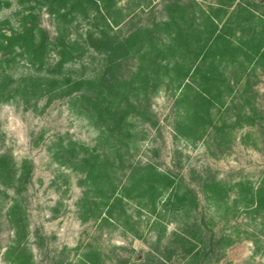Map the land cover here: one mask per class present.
<instances>
[{"label":"rangeland","instance_id":"rangeland-1","mask_svg":"<svg viewBox=\"0 0 264 264\" xmlns=\"http://www.w3.org/2000/svg\"><path fill=\"white\" fill-rule=\"evenodd\" d=\"M76 1L52 12L50 0H0V28L41 27L51 43L70 47L59 72L90 77L103 65L90 33L123 38L160 24L154 40L168 42L175 27L164 21L179 6L182 25L201 33L200 42L227 26L235 55L216 56L217 103L208 115L202 107L198 120L188 103L197 89L186 91L170 75L148 99L133 101L132 137L121 153H109L115 196L108 200L106 177L92 213L83 201L95 189L80 160L84 149L103 154L112 140L100 141L97 125L70 97L17 90L0 100V264H264V207L253 201L264 187V59L250 56L264 38V0H99L101 13L89 0L73 7ZM30 52L28 41H17L13 87L56 62L52 49L42 67L31 66ZM132 62L126 75L129 65L136 70ZM72 145L75 151L59 154ZM149 165L174 184L158 186L154 199L141 188L124 197L131 175Z\"/></svg>","mask_w":264,"mask_h":264},{"label":"trees","instance_id":"trees-1","mask_svg":"<svg viewBox=\"0 0 264 264\" xmlns=\"http://www.w3.org/2000/svg\"><path fill=\"white\" fill-rule=\"evenodd\" d=\"M50 1L52 12H56L57 4L67 6L68 2V0ZM80 1L77 0V4L73 7L79 5ZM89 1L95 4L98 7V13H101L98 6L99 0ZM100 1L105 2V0ZM57 12L58 16L64 15ZM212 17L214 18V16ZM184 20V11L181 7L178 6V9L170 12L168 19L164 21L165 28H175L172 29L173 32L169 33L170 41L164 42L163 40L161 43L155 41L153 37L155 32L160 30V24H157L156 28H137L123 38L112 35L106 30H101L98 35L90 33L91 47L103 57L102 68L96 76L90 77H73L68 73L61 74L59 72L68 61L66 57L70 54V47L62 39L59 42L51 43L46 31L41 27L23 25L12 32L0 28V53L2 56L0 60V100L14 96L17 90H22L26 97H70L71 105L77 111H84L82 113H86L97 125L100 130V141L107 143L112 140L113 144H108V150L104 151V156L96 149L83 148L84 153L80 165L86 172V179L91 184L90 186L95 189L94 191L88 189L85 193L83 201L85 213H92L93 209L98 208V206H94L98 204L94 202V198L101 197L106 177H108V200L115 196L116 186L114 180L110 178L109 153L112 151L121 153L123 147L127 146V142L132 137L129 116L131 109L135 106L133 101H140V95L144 99H148L150 94L163 83L164 75H170L172 82L176 81L180 85L184 83L186 91L192 88L197 89L195 98L188 100L193 108V120L202 118V107L208 115L210 108L217 103L211 93L216 79V56L225 54L234 56L236 51L227 36V26L222 28L223 30L213 38L214 40L209 41L208 38L204 42H200L202 34L185 29L182 25ZM209 20L215 24L214 19L211 20L209 17ZM147 39L148 42H146ZM18 40H26L30 44V53L32 54L29 63L31 66L38 67L40 65L42 67L45 64V58L52 49L56 54V62L46 73L24 77L18 86L13 87L15 81L9 73V69L16 60L14 55ZM263 45L264 38L259 45H256V48H251L250 56L264 59ZM130 61H134L132 65L136 66V70H132L129 65V68L126 69L129 70V75H126L124 68ZM186 94L187 92H184L182 100L187 99ZM75 148L62 147L59 154L75 151ZM2 167L5 168V166ZM136 171L131 175L128 185L124 188V197L126 198L133 197V191L141 188L154 199L158 186L163 184V187H170L174 184L169 175L157 171L151 165L144 167L141 171ZM215 187L214 185L209 190L212 191V195L219 191ZM174 197L179 201L184 199V196H180L178 192L174 193ZM253 201L256 210L263 209L264 187L255 195L253 193ZM152 205L155 207L154 200H152ZM108 213L112 215L111 211Z\"/></svg>","mask_w":264,"mask_h":264}]
</instances>
